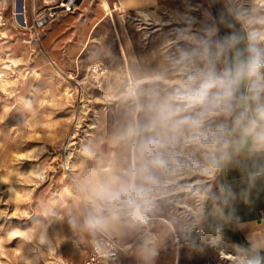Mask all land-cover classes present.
Returning <instances> with one entry per match:
<instances>
[{
  "label": "rangeland",
  "instance_id": "rangeland-1",
  "mask_svg": "<svg viewBox=\"0 0 264 264\" xmlns=\"http://www.w3.org/2000/svg\"><path fill=\"white\" fill-rule=\"evenodd\" d=\"M259 1L248 0L247 9ZM2 4L0 177L9 182L0 180V264H83L99 229L121 233L123 264H243L255 255L209 227L222 172L203 173L202 149L177 138L160 150L162 167L150 166L141 151L150 135L141 106L179 84L182 57L207 26L243 31L229 13L240 10L238 0H156L137 10L84 0L49 21L41 41L14 19L13 0ZM33 114L34 126H24ZM146 166L154 178L147 183ZM93 177L143 185L147 203L140 212L123 204L115 215L105 209L104 225L90 229L93 208L83 189ZM17 229L28 230L31 242L13 237Z\"/></svg>",
  "mask_w": 264,
  "mask_h": 264
},
{
  "label": "clouds",
  "instance_id": "clouds-1",
  "mask_svg": "<svg viewBox=\"0 0 264 264\" xmlns=\"http://www.w3.org/2000/svg\"><path fill=\"white\" fill-rule=\"evenodd\" d=\"M229 13L241 23L243 31L229 30L221 34L216 25L207 26L206 37L196 41L197 47L182 57L185 70L179 84L165 95L154 93L141 106L149 114L144 131L150 134L141 151L148 157L150 166L162 167L166 161L160 150L182 138L185 144L204 151L206 163L201 168L209 177L239 164L244 158L252 161L247 171L251 187L264 176V15L255 4L247 10L229 9ZM221 19L229 29L234 28L223 14ZM34 118L35 114L22 124L34 126ZM38 178L43 179V174ZM143 179L146 183L154 179L147 166ZM0 180L9 182L3 177ZM83 191L93 208L85 224L93 230L104 225L105 209L115 215L123 204L140 212L148 196V189L143 185L115 178H90ZM235 198L230 184H222L220 196L215 197L223 206ZM15 199L17 203L23 200L19 195ZM216 212L223 217L224 207H218ZM27 231L17 229L12 235L31 242ZM38 237L40 244L46 243L44 235ZM243 264H264V257L257 251Z\"/></svg>",
  "mask_w": 264,
  "mask_h": 264
},
{
  "label": "crops",
  "instance_id": "crops-1",
  "mask_svg": "<svg viewBox=\"0 0 264 264\" xmlns=\"http://www.w3.org/2000/svg\"><path fill=\"white\" fill-rule=\"evenodd\" d=\"M155 1L156 0H118V2H122L125 7L128 6L136 10L139 8L148 9V7L154 6ZM170 156L179 157L181 154L172 153ZM251 164L252 161L241 158L239 164H233L222 172L221 185L230 184L236 193V198L227 206H223L219 199H214L208 225L210 228H215L214 232L217 230H237L252 246L261 250L264 255V176L258 178L251 187H249L247 171L248 168L251 167ZM219 196L220 189L216 197ZM218 207H224L223 217L216 212ZM117 235L120 237L119 240L121 241V233L117 232ZM219 237L220 236H214L221 244L229 245L224 242V239ZM230 245L232 244L230 243Z\"/></svg>",
  "mask_w": 264,
  "mask_h": 264
},
{
  "label": "built area",
  "instance_id": "built-area-1",
  "mask_svg": "<svg viewBox=\"0 0 264 264\" xmlns=\"http://www.w3.org/2000/svg\"><path fill=\"white\" fill-rule=\"evenodd\" d=\"M5 1V0H3ZM84 0H23L22 10L15 12V0H13V17H19L18 23L27 29L34 39L41 41V30L55 17L73 13ZM3 4L0 0V26L4 25ZM122 244L120 240L99 229L92 249L83 264H123Z\"/></svg>",
  "mask_w": 264,
  "mask_h": 264
},
{
  "label": "bare ground",
  "instance_id": "bare-ground-1",
  "mask_svg": "<svg viewBox=\"0 0 264 264\" xmlns=\"http://www.w3.org/2000/svg\"><path fill=\"white\" fill-rule=\"evenodd\" d=\"M234 1H236V0H234ZM239 1V9L240 10H247V4H249L248 3V0H238ZM259 3H260V6L259 7H261V8H259L260 9V11L262 12V11H264V0H263V2L261 3V1H259ZM20 5H21V2H20V0H15V12H16V14H18L19 12H20ZM258 5V4H257ZM123 10L121 9L120 10V12H122ZM260 12V14L261 15H264V14H262ZM110 13H112L113 14V10H112V8H110ZM18 17V16H17ZM116 27V26H115ZM122 44V43H121ZM127 60V59H126ZM99 67V65H96L95 66V68H98ZM130 79V78H129ZM131 86L133 87V89L135 88V84H134V81H133V79L131 78ZM135 90V89H134ZM140 215L142 216V214L140 213ZM142 218H143V216H142ZM170 224L172 225V223L170 222ZM173 228V227H172ZM121 242V241H120ZM178 242V241H177ZM122 243V242H121ZM123 244V243H122ZM124 247H130V245H123Z\"/></svg>",
  "mask_w": 264,
  "mask_h": 264
},
{
  "label": "trees",
  "instance_id": "trees-1",
  "mask_svg": "<svg viewBox=\"0 0 264 264\" xmlns=\"http://www.w3.org/2000/svg\"><path fill=\"white\" fill-rule=\"evenodd\" d=\"M219 234H225L229 237H231L232 239H234L237 242H241L243 244H245L246 246H248L249 248H251L253 251L255 252H259L260 255H262V257H264L263 252L259 249H257L256 247H253L237 230L235 229H230V230H222L218 232Z\"/></svg>",
  "mask_w": 264,
  "mask_h": 264
},
{
  "label": "water",
  "instance_id": "water-1",
  "mask_svg": "<svg viewBox=\"0 0 264 264\" xmlns=\"http://www.w3.org/2000/svg\"><path fill=\"white\" fill-rule=\"evenodd\" d=\"M20 2H21V5H20V10H22V5H23V0H20Z\"/></svg>",
  "mask_w": 264,
  "mask_h": 264
}]
</instances>
